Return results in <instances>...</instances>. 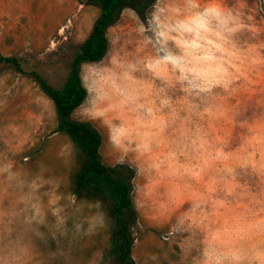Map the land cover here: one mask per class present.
Here are the masks:
<instances>
[{
    "label": "rangeland",
    "instance_id": "1",
    "mask_svg": "<svg viewBox=\"0 0 264 264\" xmlns=\"http://www.w3.org/2000/svg\"><path fill=\"white\" fill-rule=\"evenodd\" d=\"M225 3L244 25L232 38L230 83L198 96L143 68L150 49L133 28L135 9L108 29L136 65L133 99L117 113L131 142L117 151L101 129V152L105 163L137 171V264H264V0ZM99 14L78 0H0V54L21 56L60 84ZM57 126L55 105L35 81L0 72V166L12 165L0 172V264H108L110 219L90 237L61 236L50 215L37 222V205L73 194L79 152Z\"/></svg>",
    "mask_w": 264,
    "mask_h": 264
},
{
    "label": "clouds",
    "instance_id": "2",
    "mask_svg": "<svg viewBox=\"0 0 264 264\" xmlns=\"http://www.w3.org/2000/svg\"><path fill=\"white\" fill-rule=\"evenodd\" d=\"M133 16L142 47L150 49L141 63L155 79L195 96L217 86L228 87L232 38L244 25L240 13L225 0H153L143 18ZM135 67L121 57L113 41L100 58L80 67L84 96L74 109V118L100 135L106 133L109 145L117 151H127L131 142L132 131L117 113L133 99L129 69ZM11 167L0 166V172ZM35 214L42 225L50 215L52 226L65 237L93 236L109 220L101 203L85 204L74 193L54 195L48 208L37 205Z\"/></svg>",
    "mask_w": 264,
    "mask_h": 264
},
{
    "label": "trees",
    "instance_id": "3",
    "mask_svg": "<svg viewBox=\"0 0 264 264\" xmlns=\"http://www.w3.org/2000/svg\"><path fill=\"white\" fill-rule=\"evenodd\" d=\"M95 6L100 14L92 30L72 54L64 80L55 84L39 68L18 55L0 54V72L13 70L35 81L53 101L57 131L67 134L79 152L74 173L73 193L79 199L101 203L111 221L108 247L103 260L108 264H137L134 258L137 208L134 201L136 168L126 162L108 164L103 161V136L86 123L73 118L84 91L80 85L81 64L100 58L109 47L108 29L126 7L135 9L141 18L153 0H78Z\"/></svg>",
    "mask_w": 264,
    "mask_h": 264
}]
</instances>
